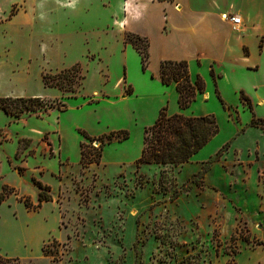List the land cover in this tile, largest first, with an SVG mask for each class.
<instances>
[{
	"label": "rangeland",
	"instance_id": "obj_1",
	"mask_svg": "<svg viewBox=\"0 0 264 264\" xmlns=\"http://www.w3.org/2000/svg\"><path fill=\"white\" fill-rule=\"evenodd\" d=\"M43 2L0 0V97L50 108L17 119L0 112V193L5 185L9 194L0 203V264H264V132L250 127L253 115L264 118L259 39L246 36L250 57L232 70L214 67L216 84L201 68L207 97L182 112L213 116L219 133L182 166L138 164L143 131L160 109L181 113L175 88L155 87L135 52L120 54L100 0L87 16ZM75 65L83 79L69 86L57 75ZM82 132L127 138L82 169ZM32 179L51 195L35 210L23 205L38 204Z\"/></svg>",
	"mask_w": 264,
	"mask_h": 264
},
{
	"label": "crops",
	"instance_id": "obj_2",
	"mask_svg": "<svg viewBox=\"0 0 264 264\" xmlns=\"http://www.w3.org/2000/svg\"><path fill=\"white\" fill-rule=\"evenodd\" d=\"M43 1L42 6L50 2L57 11L61 12L81 11L84 16L90 12L91 0ZM100 1L102 8L106 11L105 16L100 20H103L101 22L104 27L110 28L114 32V36L118 38L120 54L127 52L137 54L130 45L124 44L125 34H132L147 41L148 62L146 70L142 71L141 69V71L144 78L150 79L153 85L159 89L160 87L162 89L174 88L172 85L164 86L161 84L160 64L164 61H185L191 80H194L196 75L203 79L204 75L201 70L203 67H206L209 75L213 69L215 76L219 77L214 67L218 68V66L225 65L232 70L241 59L244 61L250 57V50L245 41L249 33L252 32L257 43L260 41L259 48H264V0ZM225 14L239 17L240 24L237 29H232L229 21L223 18ZM138 58L140 60L139 55ZM244 66L248 69L250 65L244 63ZM124 79L126 80V76ZM203 95L207 97L205 90ZM0 112L6 117L13 118L3 111ZM22 140L17 141L15 154L19 150V141ZM27 141L30 143V140ZM17 169L14 167V170ZM21 170L23 171V169ZM1 173L2 168L0 166V178L2 177ZM20 173L18 172V174Z\"/></svg>",
	"mask_w": 264,
	"mask_h": 264
},
{
	"label": "trees",
	"instance_id": "obj_3",
	"mask_svg": "<svg viewBox=\"0 0 264 264\" xmlns=\"http://www.w3.org/2000/svg\"><path fill=\"white\" fill-rule=\"evenodd\" d=\"M156 1L172 2L173 0ZM124 44L130 45L137 52L140 57L141 69L145 71L148 62L147 41L132 34H125ZM210 76L216 84L217 77L213 69L210 71ZM57 77L68 80L69 86H76L83 79L78 65L63 70ZM43 81L45 85L51 84L47 81L46 76H44ZM160 81L164 86L174 84L178 95L177 105L181 113L168 115L166 108L160 109L153 125L145 128L143 131V145L138 164L179 167L188 163L195 154L200 152L219 133V127L211 115L188 117L182 114L195 101L196 96L203 94L205 90L204 81L200 76L196 75L194 80H191L188 65L185 61L162 62L160 64ZM60 82L53 83L51 84L53 86H50L62 89L64 85ZM215 94L225 108L226 106L217 89H215ZM240 100L246 103L249 109L252 110L249 98L242 91L240 93ZM47 109L50 108H46L39 98H0V111L13 118H19L24 114L36 113L37 111ZM250 127L259 128L264 132V118H256L253 115ZM82 137L87 142L83 141L79 144V163L82 169H86L91 165H98L100 163L102 150L106 144L113 140L123 141L127 138V134L120 133L115 135L112 133L108 136L103 135L93 138L82 132ZM26 142L29 143L27 140ZM94 142H98L97 147H93ZM226 148L227 146L220 149L206 162L200 176L226 152ZM16 157H18V152L15 154ZM17 171L20 173L22 170L18 168ZM33 183L39 189L38 204L32 206L28 199H26L23 201V205L26 209L35 210L42 203L50 202L51 196L47 186L36 180H33ZM178 195L179 193H175L173 198H176ZM8 196L7 188L4 186L0 193V203L4 202Z\"/></svg>",
	"mask_w": 264,
	"mask_h": 264
},
{
	"label": "built area",
	"instance_id": "obj_4",
	"mask_svg": "<svg viewBox=\"0 0 264 264\" xmlns=\"http://www.w3.org/2000/svg\"><path fill=\"white\" fill-rule=\"evenodd\" d=\"M224 19H227L229 21V23L232 26V29H237V26L240 24V19L237 16H233V15H229V14H225L223 15Z\"/></svg>",
	"mask_w": 264,
	"mask_h": 264
}]
</instances>
